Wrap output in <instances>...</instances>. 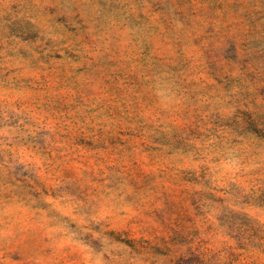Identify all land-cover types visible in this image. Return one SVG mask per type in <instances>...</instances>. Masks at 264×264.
<instances>
[{"label":"rangeland","instance_id":"374dc122","mask_svg":"<svg viewBox=\"0 0 264 264\" xmlns=\"http://www.w3.org/2000/svg\"><path fill=\"white\" fill-rule=\"evenodd\" d=\"M0 264H264V0H0Z\"/></svg>","mask_w":264,"mask_h":264}]
</instances>
